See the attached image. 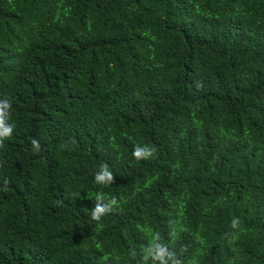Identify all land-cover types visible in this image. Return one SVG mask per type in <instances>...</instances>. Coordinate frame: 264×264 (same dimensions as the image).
Returning a JSON list of instances; mask_svg holds the SVG:
<instances>
[{
    "label": "trees",
    "instance_id": "1",
    "mask_svg": "<svg viewBox=\"0 0 264 264\" xmlns=\"http://www.w3.org/2000/svg\"><path fill=\"white\" fill-rule=\"evenodd\" d=\"M4 99L0 264H264V0H0Z\"/></svg>",
    "mask_w": 264,
    "mask_h": 264
},
{
    "label": "clouds",
    "instance_id": "2",
    "mask_svg": "<svg viewBox=\"0 0 264 264\" xmlns=\"http://www.w3.org/2000/svg\"><path fill=\"white\" fill-rule=\"evenodd\" d=\"M11 107L8 99L0 100V144L3 140L10 137L13 132L14 125L7 123L9 117V109ZM33 146L39 148V142L35 139L32 140ZM156 149L149 145H137L133 151V156L136 159H148L153 156ZM95 182L101 185H108L114 182V175L109 170L107 164L100 166V170L95 174ZM117 206V200L115 197L105 202L103 194L98 193L95 197V208L92 209L91 217L94 221H99L103 215L111 212L114 207ZM239 219L234 218L231 221V227L236 229L239 227ZM235 238V233L230 234ZM135 255V253H133ZM149 257L152 258L153 264H169V260L172 264H182L181 260L177 258L175 252L169 251L167 245L160 242L159 234H156L149 242V244L142 250L143 264H147Z\"/></svg>",
    "mask_w": 264,
    "mask_h": 264
}]
</instances>
